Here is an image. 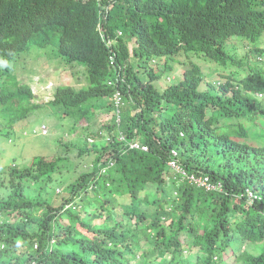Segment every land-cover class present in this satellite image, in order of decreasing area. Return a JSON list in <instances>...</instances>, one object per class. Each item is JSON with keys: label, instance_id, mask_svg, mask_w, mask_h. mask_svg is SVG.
Here are the masks:
<instances>
[{"label": "trees", "instance_id": "trees-1", "mask_svg": "<svg viewBox=\"0 0 264 264\" xmlns=\"http://www.w3.org/2000/svg\"><path fill=\"white\" fill-rule=\"evenodd\" d=\"M263 40L264 0H0V163L43 106L17 74L32 52L84 69L45 102L61 126L113 113L74 146L81 172L66 153L0 165V264H264Z\"/></svg>", "mask_w": 264, "mask_h": 264}, {"label": "rangeland", "instance_id": "rangeland-1", "mask_svg": "<svg viewBox=\"0 0 264 264\" xmlns=\"http://www.w3.org/2000/svg\"><path fill=\"white\" fill-rule=\"evenodd\" d=\"M237 49L240 54H243V52L246 51V49H242V44H237ZM52 52L51 46H49L45 49V57H43L44 54L39 57L38 53L32 52L30 55L26 56V58H22V60L18 61L17 74L24 82L29 84L32 92L37 95V99L33 102L39 106H43L29 113L24 122L17 124L14 127L15 137L20 139V141H17L16 143H13L14 141H12L8 146L3 148L2 151L5 155V159L0 163L2 166L5 164L23 166L29 164L32 158L36 156L42 155L46 157H53L57 154L66 153L71 161L76 158L75 160H77V162L75 161L73 165H77L78 169L81 168V172L86 169L89 163L85 164V160H83L84 158H78L72 154L76 153L74 146L76 145L78 147L82 145V136H84L83 134L85 130L90 125L92 130H95L101 127L102 123L105 124L113 115V113H111L99 116L97 119H94V121L92 119L89 126H87L86 121H82L77 125L71 126L68 120H65L66 122H64V125L61 126L59 121H55L56 119L54 116H50L45 102H47V99L49 98L48 95L53 94L58 86L70 85L73 86L75 90H78L87 84L83 68L78 67L77 65H67ZM43 58H45L46 62H43ZM174 68L175 70L170 79L171 81H178L182 79L181 75L183 70L182 67L178 65H174ZM211 71L212 70H208L210 75L208 82L216 84L219 80H217L216 77L211 76ZM166 81H169V78L160 80L154 83V85L160 90H164L167 86ZM48 83H52L53 87H51ZM257 99L261 100L262 96L257 95ZM41 122L47 126L49 131L46 136H43V133L40 132L42 126ZM254 129L255 130H252L254 136L256 138L258 137L259 140L263 142L264 133H262L260 128ZM106 135V131L103 130V136L105 138L108 136ZM250 140H254L253 142L259 144L253 138H250ZM3 143L4 142H2V144ZM65 145L68 146L67 150L64 148ZM85 157L88 162L92 156L85 155ZM12 160L15 161L12 162ZM83 165L84 167H82ZM69 169L73 170L72 168ZM66 173L54 176V184H57L58 182L60 183V180H63L67 175H69ZM75 178L76 175H74L71 180Z\"/></svg>", "mask_w": 264, "mask_h": 264}, {"label": "built area", "instance_id": "built-area-1", "mask_svg": "<svg viewBox=\"0 0 264 264\" xmlns=\"http://www.w3.org/2000/svg\"><path fill=\"white\" fill-rule=\"evenodd\" d=\"M120 34V33H119ZM109 64L112 67V69H115V62H114V57H109ZM118 79L115 80H108L107 84L108 86L115 87L116 82ZM113 101H114V107L117 109L116 113L118 114V108L121 106V97L118 91H116L113 95ZM130 148H140L141 150H147L145 147H140L138 143L134 142L129 145ZM173 155L176 156V153L173 152ZM168 166L177 174L181 175V178H187L189 182H193L197 186L205 187L207 190H220L221 186L220 184L217 185H212L208 182L207 178H202V177H195L193 175H187V173L177 164L176 161H170L168 163ZM255 196L252 193H249V200L254 199Z\"/></svg>", "mask_w": 264, "mask_h": 264}, {"label": "clouds", "instance_id": "clouds-1", "mask_svg": "<svg viewBox=\"0 0 264 264\" xmlns=\"http://www.w3.org/2000/svg\"><path fill=\"white\" fill-rule=\"evenodd\" d=\"M98 28H100V27H98ZM46 84H47V83H46ZM48 84H50V86L53 87V86H52V83H48ZM30 88H31V87H30ZM40 132L43 133L42 135H45V134H46V130H45V127H44L43 125L41 126ZM88 142L91 143L92 140H91V139H88ZM29 264H37V263L33 260V261H31Z\"/></svg>", "mask_w": 264, "mask_h": 264}]
</instances>
